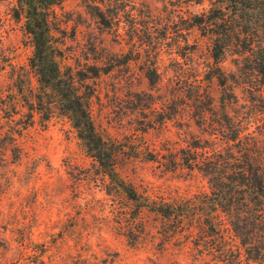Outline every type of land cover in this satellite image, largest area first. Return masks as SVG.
<instances>
[{
  "label": "rangeland",
  "instance_id": "374dc122",
  "mask_svg": "<svg viewBox=\"0 0 264 264\" xmlns=\"http://www.w3.org/2000/svg\"><path fill=\"white\" fill-rule=\"evenodd\" d=\"M57 1L49 17L59 66L76 77L96 131L119 151L118 176L156 201L184 204L208 192L205 177L180 157L195 139L224 146L211 134L219 132L217 126L197 125L184 107L186 88L211 64L209 37L185 25L215 0H130L132 10L128 5L120 12L117 32L100 25L83 0ZM145 11L152 14L150 39L134 28L146 21ZM23 24L17 0H0V264H261L245 259L230 231L203 243L190 228L197 222L176 224L148 209L138 213L98 173L71 121L54 104L48 116L33 110L21 129L28 103L39 93ZM163 25L167 33L157 44ZM238 57L230 51L218 63L226 86L215 79L207 84L216 111L207 123L217 118L223 97L225 110L243 118L248 133L258 121L246 119L253 111L251 84L243 63L236 65ZM93 65L100 67L97 76L91 75ZM151 67L161 75L155 86L144 76ZM178 94V114L163 119ZM13 128L20 133H8ZM202 243L232 247L222 261L205 253Z\"/></svg>",
  "mask_w": 264,
  "mask_h": 264
},
{
  "label": "trees",
  "instance_id": "16d2710c",
  "mask_svg": "<svg viewBox=\"0 0 264 264\" xmlns=\"http://www.w3.org/2000/svg\"><path fill=\"white\" fill-rule=\"evenodd\" d=\"M83 1L98 23L113 32H117L120 12L128 5L131 7L129 11L133 7L130 0ZM57 2L17 0L24 17V30L33 45L29 65L39 85V93L32 99L35 106L28 103V121L21 125V129L29 125L33 110L43 111L48 116L51 105L54 104L71 121L78 138L95 161L98 173L134 202L138 213L148 209L164 219H172L176 224L197 222L196 226L190 228L197 229L199 240L203 243L221 237L224 231H230L243 248L247 261L264 264V0H215L207 12L194 15L185 25L187 31L196 27L209 37L211 64L202 78L196 76L186 88L184 107L189 119L195 120L197 125L210 124L214 126L213 130L217 126L219 132L211 134H218L224 146L215 147V143L209 139H195L188 142L187 149H183L184 155L180 157L182 165L190 170H198L208 185V192L190 198L184 204L156 201L140 195L133 186L118 176L116 158L119 151L111 141L104 139L96 131L87 100L76 85V77L63 72L59 66L49 17L50 8ZM137 10L141 16V9ZM143 15L146 21L136 23L135 32L141 29L144 36L150 39L153 31L149 19L152 14L145 11ZM160 28L163 35L158 37L157 44L167 33V25ZM230 51L241 58L236 65L243 63L240 69H244L250 79L249 98L253 111L252 115L245 117H252L250 121L253 123L256 120L258 123L248 133H243L246 129L244 119H240L237 114L229 115L225 110L223 97H220L217 118L207 123L208 117L215 115L216 111L212 95L206 87L212 79L219 85L226 86L227 75L218 63ZM91 68V75L97 76L100 67L93 65ZM144 76L151 86L158 84L161 79L155 67L146 70ZM86 77L88 76L85 74L79 79ZM179 97L180 94L172 98V106L163 119H170L178 114L176 99ZM256 112L262 116L255 117ZM16 122L14 121V125ZM18 130L13 128L8 133H20ZM203 246L205 253L222 261L226 260L225 256L232 247L231 244L219 245L217 249ZM200 252L203 251L200 249Z\"/></svg>",
  "mask_w": 264,
  "mask_h": 264
}]
</instances>
